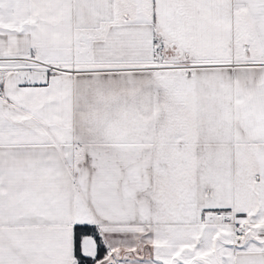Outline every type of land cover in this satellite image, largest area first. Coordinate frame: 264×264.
Segmentation results:
<instances>
[{
    "label": "snow or ice",
    "instance_id": "obj_1",
    "mask_svg": "<svg viewBox=\"0 0 264 264\" xmlns=\"http://www.w3.org/2000/svg\"><path fill=\"white\" fill-rule=\"evenodd\" d=\"M0 264H264V0H0Z\"/></svg>",
    "mask_w": 264,
    "mask_h": 264
}]
</instances>
